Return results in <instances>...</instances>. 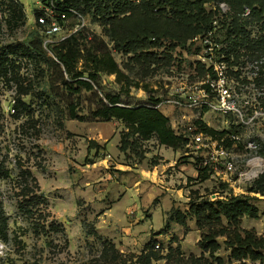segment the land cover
<instances>
[{"label": "rangeland", "instance_id": "374dc122", "mask_svg": "<svg viewBox=\"0 0 264 264\" xmlns=\"http://www.w3.org/2000/svg\"><path fill=\"white\" fill-rule=\"evenodd\" d=\"M38 1L0 0V58L6 57L8 65L7 74L0 77V161L13 174L10 179L0 181V205L10 220V239L0 241V264H121L123 261L138 264L137 257L144 253L160 257L151 264H238L231 257L225 236L217 237L220 248L213 255L200 247L199 241L208 226L197 225L194 216L187 215L185 225L174 220L167 226L166 223L171 209L188 213L191 201L248 195L258 214L255 218L244 216L239 231L241 234L252 231L264 238V195L249 191L254 182L238 178L249 159L259 156L264 160V59L260 62L264 54L243 48L236 64L231 65L236 52L226 53L229 48L226 28L214 22L208 38L214 50V63L225 62L237 103L253 119L234 129L241 146L233 147L231 153L236 169L230 176L231 183L223 181L222 175L214 170L207 174V179H199L197 157L201 151L190 142L192 133L199 129L195 121L224 131L230 130L232 124L237 125L235 118L163 106L159 109L169 117L175 132L187 139L186 146L174 151L152 138L140 141L135 150L121 151L120 135L125 130L122 122L89 118L106 93H119L121 84L116 82L115 75L100 73L93 91L73 92L76 86L67 87L58 68L37 64L31 58V45L38 38L48 56L57 45L51 42L47 50L42 46L39 27L34 23ZM12 2L22 4L21 19L13 13ZM205 6L207 10H219L217 18L224 16L230 20L234 14L224 0ZM83 17L84 25L74 34L82 37L80 47L85 51L106 43L129 76L132 102L156 100L165 96L172 85L202 81L206 73L201 68L206 70L211 65L204 59L203 36L198 35L199 40H192L185 48H176L169 65L163 63L155 72L148 71L145 66L131 62L128 55L114 50L98 21L87 14ZM244 18L251 37L256 38L258 23L251 13ZM13 48L18 51L16 55L11 53ZM5 52L8 54L4 56ZM13 60L20 63L16 76L28 89V94L22 97L29 114L18 119L12 116L17 96V83L12 78ZM70 104L76 106L78 115L87 118L70 119ZM248 142H253L256 148L243 147ZM19 162L37 179L39 192L44 196L38 213L41 217L36 221L45 230L34 228L32 220L26 219L18 209ZM138 180L140 183L134 185ZM222 221L226 225V220ZM51 222L62 230L48 229ZM85 222L95 227L97 235L87 234ZM103 239L111 241L119 254L104 249Z\"/></svg>", "mask_w": 264, "mask_h": 264}, {"label": "trees", "instance_id": "16d2710c", "mask_svg": "<svg viewBox=\"0 0 264 264\" xmlns=\"http://www.w3.org/2000/svg\"><path fill=\"white\" fill-rule=\"evenodd\" d=\"M215 0H65L66 7L77 10L82 15H90L92 20L98 21L102 26L104 35L112 43L113 49L129 56L134 64L145 66L148 71L155 72L163 63L169 65L173 60V52L176 48L185 46L198 35H205L214 28V22L226 28L229 48L226 53H234L231 65L236 64L240 57V50L259 51L264 54V0H224L227 1L234 14L228 20L218 17L219 10H207L206 4ZM250 9L251 16L259 25L258 35L252 38V32L246 28L243 13L245 8ZM11 9L17 18L23 16V6L12 2ZM261 31V32H260ZM41 37V36H40ZM80 35H71L60 41L53 48V56H48L40 46V39L32 44L31 58L35 63H43L47 66H55L60 70L63 83L73 88V92L80 89L93 91L100 73L115 75L117 83L121 84L119 93H106L104 99H99L98 105L91 111L89 118L92 120L122 122L125 130L120 135V150H135L140 141L154 138L159 145L172 148L174 151L185 147L187 139L182 134H177L171 125L170 119L160 109L156 108L158 99L132 102L129 100V76L119 66L107 49L106 43L101 42L94 48L85 51L80 47ZM222 51L224 49H221ZM12 54L18 51L13 48ZM8 52H5V56ZM81 64V65H79ZM6 57L0 58V77L7 74ZM13 80L17 83V96L14 100L15 119L29 114V107L24 101V95L28 89L17 78V70L20 63L13 60ZM206 73L208 69H202ZM211 70V69H210ZM232 72V71H230ZM67 76V79L64 78ZM73 90V89H70ZM70 119L84 121L87 117L78 115L76 106L70 104L68 108ZM199 130L214 138H220L229 130L216 131L200 120H196ZM234 127V128H233ZM231 125L230 130L235 129ZM2 125L0 123V132ZM93 143V142H92ZM94 144V143H93ZM17 181V206L21 214L32 220L36 229L39 225L38 215L40 207L44 204V196L39 192L40 186L37 179L28 169L18 163ZM199 179H207V174L198 170ZM13 176L4 161H0V181L10 179ZM250 192L264 195V172L249 190ZM1 203V202H0ZM258 211L251 204L248 195H236L229 198L200 199L189 203L188 213H182L178 209H171L167 217L169 221H176L185 225L187 215L196 219L197 225L208 226L207 233L199 241L200 247L214 254L219 248L218 236H225L231 257L238 264H264V238L258 237L252 231L240 233L239 224L244 216L255 218ZM222 219L226 220L224 225ZM87 225V234L97 235L93 225ZM48 229L60 232L61 227L56 223H49ZM218 230V231H217ZM217 231V232H215ZM10 239L9 216L0 205V241L8 242ZM104 249L116 251L114 244L103 239ZM146 250V249H144ZM117 256V255H116ZM114 255V257H116ZM155 253H144L137 257L138 264H151L152 260H159ZM197 261V260H196ZM121 264H127L123 261Z\"/></svg>", "mask_w": 264, "mask_h": 264}, {"label": "built area", "instance_id": "2783aa9c", "mask_svg": "<svg viewBox=\"0 0 264 264\" xmlns=\"http://www.w3.org/2000/svg\"><path fill=\"white\" fill-rule=\"evenodd\" d=\"M37 4L34 11V23L39 27L42 46L46 50L49 43L58 44L76 34L84 25L83 15L73 8L66 7L65 0H39ZM249 13L250 10L246 7L243 16ZM210 34L211 31L203 35L201 40L202 44H205L203 48L206 49L204 59L211 63L207 68L205 78L191 85L186 83L172 85L165 96L157 98L158 103L155 107L159 109L169 106L181 111L196 110L231 115L235 118L236 127H244L250 123L253 116L248 118L243 108L237 103V94L229 84L228 67L225 62L221 60L214 63V50H212L211 41L208 40ZM200 38L194 37L192 40L197 41ZM51 56L55 59L53 54ZM262 59L264 58H261L260 62H263ZM205 60L203 61L206 62ZM244 103L247 104V101ZM13 112L14 108H12ZM229 131L220 138H214L196 128L191 135L190 142L194 143L196 150L201 151L197 157L198 170L206 174L214 170L218 175H222L223 181L230 184V176L236 170L231 153H233V147L241 144V139L237 130ZM243 147L255 149L256 145L248 142ZM263 172L264 160L259 156H254L248 160L247 168L239 173L238 178L247 183H253ZM155 247L159 248V244Z\"/></svg>", "mask_w": 264, "mask_h": 264}, {"label": "crops", "instance_id": "0c3cea01", "mask_svg": "<svg viewBox=\"0 0 264 264\" xmlns=\"http://www.w3.org/2000/svg\"><path fill=\"white\" fill-rule=\"evenodd\" d=\"M138 183H140V181L138 180L134 185H138Z\"/></svg>", "mask_w": 264, "mask_h": 264}]
</instances>
